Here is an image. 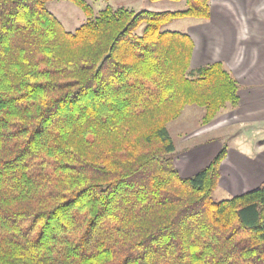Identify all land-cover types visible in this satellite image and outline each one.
I'll return each instance as SVG.
<instances>
[{
  "label": "trees",
  "instance_id": "16d2710c",
  "mask_svg": "<svg viewBox=\"0 0 264 264\" xmlns=\"http://www.w3.org/2000/svg\"><path fill=\"white\" fill-rule=\"evenodd\" d=\"M48 1L0 0V264H264V182L215 200L228 144L183 175L168 129L239 104L224 62L193 67L192 36L163 29L211 0H71L73 31Z\"/></svg>",
  "mask_w": 264,
  "mask_h": 264
},
{
  "label": "rangeland",
  "instance_id": "374dc122",
  "mask_svg": "<svg viewBox=\"0 0 264 264\" xmlns=\"http://www.w3.org/2000/svg\"><path fill=\"white\" fill-rule=\"evenodd\" d=\"M86 1L94 8L95 11L102 9L107 4H111L114 7L123 5L134 9L135 11L142 9L155 11L180 10L186 8L187 6L185 0ZM214 1L216 0H211V7H213ZM46 5L47 8L53 12L54 15L62 22L64 28L68 31H73L86 20L85 12L71 0H49ZM251 6L254 8L258 7L256 10L259 11V17H262V19L253 18L251 20H234L235 27H237L236 38L240 48L238 59L243 60L249 56V58L252 60V63H254L252 65L255 66V69L261 71L264 68V4L257 5L253 3ZM250 10L248 11L249 14ZM209 20L210 19L204 20L188 16L181 17L165 24L163 29L187 32L189 34L191 31L198 32L201 30L200 32L203 33L205 26L207 25L206 23H209ZM261 26H263L262 31L259 30ZM142 28V26L139 27L137 31L141 32ZM205 36L208 47L207 49H209L210 52L212 50L216 51L215 47H217L218 44L216 36L212 35V33H207ZM258 61H263L260 68L256 67L258 65ZM235 79L238 81L236 77ZM240 84L241 83H239V86ZM238 107L239 104L237 107L227 106L217 114L214 120L206 125H202V118L205 114L204 107L196 104H190L185 106L178 118L168 123L170 135L176 145L175 162L179 170L182 171V174L184 173L183 175H192L200 170L197 166L191 168L193 165L190 164L191 161L187 157V154L192 152L194 149L201 150L203 145L222 143L224 146L225 144H228L226 153L227 157L231 156L232 154L230 151H228L230 147L242 149L251 156L255 155V150L257 148L256 144L260 142L264 143V118L262 119L252 115L248 116L240 114L237 110ZM234 155L235 154H233V156ZM227 174V177H229L230 180L236 181L234 179L238 178V175L229 173ZM234 195L235 191L223 188L221 186H218L213 193L215 200L230 198Z\"/></svg>",
  "mask_w": 264,
  "mask_h": 264
},
{
  "label": "crops",
  "instance_id": "0c3cea01",
  "mask_svg": "<svg viewBox=\"0 0 264 264\" xmlns=\"http://www.w3.org/2000/svg\"><path fill=\"white\" fill-rule=\"evenodd\" d=\"M253 3L263 5L264 0H216L211 7V17L202 32H192L195 48L192 66H200L214 61H223L232 74L238 79L240 86V114L264 118V68L255 69L252 60L247 56L238 59L239 45L237 42V27L234 20L259 19V11L251 6ZM250 6V7H249ZM261 7V6H260ZM251 8V10H250ZM250 10V14L248 11ZM259 30H263V26ZM212 33L218 41L216 51L207 49L206 34ZM216 41V42H217ZM250 49V48H249ZM263 61H258L260 68ZM254 68V69H253ZM247 71V72H246ZM256 82V83H255ZM259 82V83H258ZM255 83V84H254ZM222 147V143L203 145L201 150L194 149L187 154L191 168L199 169L206 166ZM255 155H248L244 150L230 147L232 154L226 156L221 163L219 187L235 191V195L252 189L264 182V143L256 144ZM233 154H235L233 156ZM233 157V158H232ZM194 171V170H193ZM182 172V171H181ZM226 173V174H225ZM227 173L238 175L236 181L230 180ZM184 174V173H183ZM186 175V174H185ZM217 186V187H218Z\"/></svg>",
  "mask_w": 264,
  "mask_h": 264
}]
</instances>
